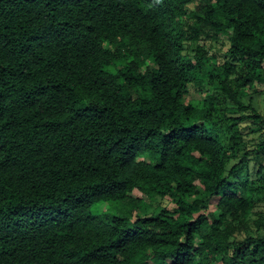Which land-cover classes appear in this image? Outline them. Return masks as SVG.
Masks as SVG:
<instances>
[{
  "label": "trees",
  "instance_id": "obj_1",
  "mask_svg": "<svg viewBox=\"0 0 264 264\" xmlns=\"http://www.w3.org/2000/svg\"><path fill=\"white\" fill-rule=\"evenodd\" d=\"M257 96L264 0H0V264H264Z\"/></svg>",
  "mask_w": 264,
  "mask_h": 264
},
{
  "label": "rangeland",
  "instance_id": "obj_2",
  "mask_svg": "<svg viewBox=\"0 0 264 264\" xmlns=\"http://www.w3.org/2000/svg\"><path fill=\"white\" fill-rule=\"evenodd\" d=\"M196 1H193L192 3H190L187 8L189 11H191L194 6L196 5ZM229 37L230 34L229 33H224V34H219L218 36V41L216 43H202L204 45L205 51L207 53L208 56H213L216 58L217 63H222L226 57H227V49L229 47ZM245 104H249V102L253 105L254 109L259 112L260 114L264 115V111L261 107V96H257L252 98L250 101L248 98L243 99ZM246 129V128H245ZM250 130H245L244 133L249 132ZM261 134H264V128H261L258 132L255 133H250L248 134L249 136L245 137V139L247 141H251L252 143H256L259 141V137ZM252 169V167H251ZM250 174L252 175L253 173V169L250 170ZM130 196L132 197V199H136V200H141V209L140 212L144 214V212L146 213H158L162 208L165 207V203L163 202H156L155 205L150 204L149 201L147 200V198L142 195L141 193H139L138 191L134 190ZM258 206L255 208V212L257 214H255L257 217L259 216L260 213H264V197H260L258 199ZM168 206V205H167ZM129 209L130 206L123 202H114V203H106V204H101V205H96L93 208V213L97 214V215H108V217H112V216H125L129 214ZM168 209L173 210V205H169ZM138 215V212L136 211L134 214ZM153 264V263H152Z\"/></svg>",
  "mask_w": 264,
  "mask_h": 264
}]
</instances>
